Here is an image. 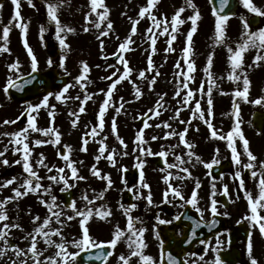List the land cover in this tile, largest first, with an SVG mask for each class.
<instances>
[{
	"label": "rangeland",
	"instance_id": "374dc122",
	"mask_svg": "<svg viewBox=\"0 0 264 264\" xmlns=\"http://www.w3.org/2000/svg\"><path fill=\"white\" fill-rule=\"evenodd\" d=\"M48 2L56 3L57 0H48ZM206 2L207 0H192V3L195 5L194 10L187 6L186 0H157V3L152 9V14L155 15L158 20L167 21V26L169 28L168 33L159 35L160 31H162V27H154L153 22L148 18L147 14L143 19H140L139 23L136 25V33L132 34V21L138 19V13L141 7L147 5V0H103L104 7L97 8L95 13L91 12L90 0H65L58 8V19L63 26L71 27L74 31L61 33L62 38L65 39L68 46L67 48H62L59 41L56 39L55 23L50 21L47 16L45 0H33L34 7L29 6L28 0H20L21 22L28 25L24 39H26L37 58V70L44 71L48 68H56L60 75H66L68 77V83L66 85L73 84L74 78L81 74L82 62L88 64L90 72L85 74L87 79L81 81V84L84 85L83 88L80 85L69 88L68 93L65 95L68 98V96L72 94L70 102L66 99L64 102H60L54 98V95L49 96L50 105H55L53 109L55 122L52 127L58 130L60 134V143L57 145L44 143L40 146H35V140L40 139L48 141L49 139H55V136H44L41 132H33L31 129H29L27 140L25 141L29 144L32 153L29 162L32 168L33 166L36 168L35 171L37 175L41 177L39 182L43 187L51 185V195L56 196V204L61 206L59 208H54L52 211H62L63 215L61 216V220L64 221V223L63 225L57 223L52 212H50L44 204L40 203L41 199L51 203V197L43 193V188L39 190L38 193H29L28 195L36 198L38 209L43 210H32L30 207L26 206L24 210L29 212L28 216L30 217L26 225L29 230L26 232L25 226H22L20 231H18V235H15V232L13 234L9 233L7 237L9 245H14L24 250V252H27V249L31 245V236L29 234L33 233L34 229L42 224L46 217H51L50 229H61V236H52L51 240L54 242L52 244L46 243L44 237L37 236V249L42 253L40 256L42 264H44L48 257H53L62 264L61 257L55 256V253L60 250L56 247V244L61 242L65 243L68 252L75 253L80 250L73 246L72 241L78 240L82 236V229L79 223L81 217H76V219L69 221L68 224L65 223V221H67L66 216L73 215V213L69 208H64L62 204L60 197L62 191L60 189L63 187V184L62 182L54 183L48 179L50 175H57L55 168L61 167L65 168L64 175L68 177L71 176L70 170L65 166V161L57 155V150L61 147L70 146L71 151H68L65 147L67 149V155H69L70 160L76 162L75 167L78 169V175L87 178L85 180H74L70 178L69 183L75 184V187L69 190L74 192L73 200L76 201L77 208L83 209L87 204V201L81 199L83 194H86L89 199L94 200V204L88 205V207L93 209L94 214L85 226L89 228L91 238L97 242H108L113 239L115 226L118 225L119 222H122L121 218L127 220L124 209H127L129 206L123 204L122 196L128 188L132 189L134 192L133 201L136 207L130 214L138 218V220L134 222L137 229L141 227L144 228L145 221L153 223V226H155L158 217L163 216L161 213H163L162 209L164 205H168L172 208L170 214L164 215V218L167 219L176 216L181 209L182 200L180 198L173 197L169 194L168 202L163 203V200L159 199L157 196L156 185H154L157 176L145 166H151L155 169L152 158L154 156H160L158 153L161 151L152 152L153 155H147L146 153H141V150L144 148L139 150L142 145H147V139L150 137L152 138L155 136L157 139L161 140L163 143L161 147L162 150L168 153V156H161L165 159L166 163L164 169L162 171L155 170L160 173L163 178L168 175V184L180 189L181 193L182 186L191 181V175L193 176V180L203 179L205 177L209 180V183H212L213 180L211 181L210 175H208L207 171L205 172V170L208 169L205 167V164L211 163L214 158L218 159L219 163L225 158L231 160L234 165V170L231 174L233 173L234 176L237 171L243 172L242 165L248 162L247 156L243 154V142L239 140L238 136L234 137L233 143L237 147L241 160V165H236L232 159L231 149L226 146L227 140L212 137V131L217 132V137L220 135L226 137L239 121L240 131L249 141L251 152L257 157L255 163L259 165L261 161H264L263 136L258 137L257 135H252L254 133L247 128V126L250 128V116L253 111L264 112V102L260 104L252 102L258 99L264 101V74H261L253 64V49H248L242 54V68L237 69L236 72L233 73L229 60L230 53L227 51L229 48L235 51L237 44L242 43V32L244 31L242 20L246 21L248 16L255 14L244 8L239 0L237 14L234 18L230 19V21L223 23L222 28L224 35L222 37V42L217 43V20H214L211 14H209L210 12L208 11ZM252 3L264 10V0H252ZM105 8L108 10V17L106 20L101 21L98 14L104 12ZM180 8H184V11L179 17V19L184 20V23L177 25V31L172 32L171 19ZM13 11L14 8L12 3L4 4L3 8L0 9V37H2L3 34V27L9 25V21L13 16ZM196 11H198L199 17L196 21V31L192 36L194 43L193 47H191V52L189 51L188 53V59L186 61L184 59L183 49L189 47V44L182 47V44H185L182 38L187 41V34L193 27L189 17L194 15ZM86 16L88 17L87 20L85 19ZM259 17L261 20H264V17ZM97 22L100 23L99 28L95 27ZM109 22L112 24L111 30L107 28ZM14 23L11 26L8 38V48L10 51L0 52V152H4V155L0 157V184L15 177L16 180L11 185H15L16 188H19L28 176V174L24 172L22 164L15 163V161L20 160L23 155V146L10 143V141H14L16 137L4 135V133L12 134L24 129L27 125V121L22 123L17 118L29 104H39L42 99H37L25 105L14 104L8 99L4 92V87L9 77L14 80L32 71L31 58L27 55V50L24 47L21 31L14 26ZM42 26L45 29L43 34H41L40 31ZM149 27H153L152 33L147 32ZM85 28H87L88 31H85ZM259 28H264V25L250 30L256 31ZM103 31H108V35L102 36L101 32ZM172 35H175L176 39L173 40L171 46H169L167 41L171 39ZM150 37L155 38V45L151 44ZM129 39L131 43H128L126 49L123 50L127 53L123 58L128 62L130 69L133 71H131L128 78L117 85L116 90L113 92V98L104 115L105 124H109L110 126L100 129V121L98 118L99 108L106 98L105 93L111 83V81L103 78L111 76L113 72L119 69L117 76L112 78L116 80L119 75L123 74L124 67L123 64L120 63V60L112 64L108 62L107 57L114 54L122 55L123 51L120 50L119 46ZM101 42H103V46H101ZM3 44L4 41L0 38V46H3ZM54 46L58 48L60 54L56 60H51L52 64L50 66L48 63L50 59L45 48ZM153 47L155 48V52L152 51ZM169 47L173 50L165 51V49ZM250 51L251 53H249ZM256 55L257 53H255V56ZM149 56H151L153 64L151 71L147 70ZM209 56H212V63L210 65L208 63ZM62 59L64 63L63 68L60 66ZM17 60L20 64L18 71H10L8 66ZM189 63L194 64L195 69L190 73L188 71ZM177 64H179V67H177ZM109 65H114L115 67L110 68L108 67ZM141 71L145 72V78L139 77ZM93 73L96 74V76H94ZM230 74L239 76L240 78L238 80H230ZM245 74L250 82L247 99L235 96L236 91H243ZM185 75L191 77V79L187 81L188 89L183 88ZM153 77H155V83L151 84L150 87V81ZM89 80L91 83H88ZM220 82L229 87L225 95H223L224 93L220 94L218 87L220 86ZM133 85H135L141 93L139 99L135 96L136 89H134ZM210 86L211 94L209 96L208 90ZM201 87L203 89L202 91L200 90ZM63 88L55 91L53 94L59 93ZM101 89H103L104 92H101ZM177 89L180 90V96L175 95ZM189 89L192 90L193 96L189 98V103L185 105L182 101ZM85 93L91 96V99L87 100L84 104L86 111L84 113H79L77 124L73 127L72 120L76 119V116L71 115V113L79 112V106ZM79 95L81 96L80 99H75V97H79ZM161 96L164 97L163 107L157 109L160 113L157 116L155 113L149 112V109L156 108L157 101ZM121 97H123V100H121ZM223 97L227 101H230L228 102V106H231L230 109L223 108ZM209 99L212 101L211 106L208 104ZM196 101L200 102L201 111L205 114L204 120L199 118V113L194 114L192 111V109L195 108ZM215 103H218L217 105L219 108L217 110L213 108ZM121 104H123V108L117 113L115 109ZM234 104L236 105L235 109ZM58 105H60V107ZM209 108H211V115L208 114ZM46 110L49 111V109ZM144 113H148L150 116L147 123L151 126L147 128L136 125V121L141 118ZM177 113H179V115H177ZM32 115L36 116L37 121L38 114L32 113ZM114 117L116 123L115 133L111 130ZM5 120H15L16 123L4 124L3 121ZM180 121H191V123H180ZM206 121L213 125L212 129H209ZM164 122L169 123L171 128L163 127ZM157 124H160L161 127H155ZM93 127L97 128L98 135L96 137H92L91 135L85 136L84 134L90 133ZM47 128L48 127H42L39 129ZM185 128H188L185 141L195 145L194 149H189L185 143L182 145L178 135L166 137V133L168 132L179 133ZM141 129L143 130V140L145 141V143L142 144L136 141L137 133ZM117 136H119L120 139H117ZM82 137L88 140V144L86 145L87 151L81 150L82 147H85ZM20 138L23 139V137ZM101 140H103L106 145V151L101 156V159L97 161L95 157L100 155L99 148ZM120 140L124 141L126 147L120 143ZM206 144L216 145L217 148H215V150H218V152L215 153L213 150L211 154L206 155ZM199 145L202 146L201 150ZM6 147L8 150L5 152ZM16 148H20L21 151L15 152L14 154V149ZM34 150L36 151L34 152ZM189 151H192L194 156L189 157ZM125 152L127 155L124 154ZM109 153H112L114 156V164L106 159ZM41 154H43L44 163L48 167L54 169L52 172H48L47 167L36 163V161L40 159ZM177 156L181 157L183 163L176 160ZM196 156L200 158V161L195 159ZM4 159L8 161V165L2 163ZM138 162H143V182H146L150 186L152 180V185L149 188H142L141 181L139 183L142 192L146 189L151 191V197H154L151 205L148 204L146 199L143 202L140 193H137L139 190L138 181L127 185L120 177L121 170L119 169L121 167L126 166L125 168L128 169L135 168ZM94 165L102 176L106 175L110 177L112 186L107 191H104L107 186V181L92 175L91 169ZM168 165L176 166L169 168ZM184 168H187L188 172L182 171ZM189 173L191 174L190 177L188 175ZM162 177L160 181L166 191L168 189V184L165 183ZM179 177L185 178L181 179ZM203 180L199 183L200 187L197 188L198 196L202 199L197 200V207L202 209L206 206L202 203L206 202L205 200L203 201L202 197H206V195L208 198L210 197L207 202L210 203L211 199L217 198L220 191L219 189H224L225 186H227L230 208L227 211H223L219 208L218 212L227 220L228 230L233 228L238 221H244L248 224L252 234L253 251L259 252L257 254L259 256L258 262L262 264V262H264V244L262 241L264 240L261 238L262 236L258 227H251L250 223L243 219L245 215H250L251 213L247 200L244 198V193L238 187L239 179H233L227 176L214 182V184H206ZM249 182L250 188L246 190L251 192L255 197L258 192L256 187L257 181L251 178ZM245 184L247 185V182H245ZM179 185H181L180 188L178 187ZM191 185H193V183H191ZM213 185H215L216 188L214 195ZM32 186H35V180ZM204 187L209 189H205ZM20 190L24 191L23 188ZM102 191H104L103 198L97 199L96 197ZM137 195H139L141 199H136L135 197ZM27 197L28 196L25 198ZM142 202L146 205L145 207H142ZM160 204L162 205L155 209ZM31 205L33 206V204ZM121 205H123V208H121ZM96 209H101L102 211L109 210L111 216L100 219L95 214ZM65 210L67 212H65ZM18 212L20 213L19 207ZM258 213L264 216V209H258ZM205 214H207V212ZM36 216H39L40 220L34 223L33 218ZM20 219L25 220L24 218ZM126 227L121 229H126ZM23 229L26 232L25 235ZM145 229L146 231L143 233V239L147 247L143 249V253L151 256L153 260L159 264V242L155 238V228L146 226ZM44 230L49 231V228H45ZM61 237H63V240ZM225 237L226 232H223L214 242H210L207 245L202 244L196 255H191L186 258V264H213L216 258V252L226 248ZM123 240L121 246L123 249L116 245L113 249V255L106 264H122L119 257L121 255L126 257L130 256L131 249L128 246L127 236L123 238ZM217 240L220 241L219 244H217ZM3 246V241H0V249H3ZM239 248L244 256H248L246 246L239 245ZM213 249H216V251H213ZM201 257H203V259H201ZM12 261H16V264H20V261H26V264H34L31 253L17 257L14 249L9 247L5 250V254L0 256V264H11ZM130 264H141V262H139L138 257H131Z\"/></svg>",
	"mask_w": 264,
	"mask_h": 264
},
{
	"label": "snow or ice",
	"instance_id": "6c2138e0",
	"mask_svg": "<svg viewBox=\"0 0 264 264\" xmlns=\"http://www.w3.org/2000/svg\"><path fill=\"white\" fill-rule=\"evenodd\" d=\"M64 2H65V0H57L56 3H52V2H48V0H45L46 7H47V16H48L50 21L55 23V26H56V39L59 41L62 48H67L68 46L65 42V39L62 38L61 33L62 32H72V31H74V29H72L71 27L63 26L61 24L60 20L58 19V15H57L58 8ZM224 2H225V0H221L222 5ZM11 3H12L13 8H14L13 16H12L11 20L9 21V25H5L3 27V34H2V37H0V38L3 39L4 44H3V46H0V52H9L10 51V49L8 48V38H9V33L11 31V26L15 22L14 26L16 28L20 29L21 37H22L23 42H24V47L27 50V55L31 58L32 72H36L37 66H38L37 58L34 55V52L31 49V47L28 45L26 39H24V37L26 36V33H27L28 25L26 23L21 22L22 17L20 14V7H21L20 0H11ZM156 3H157V0H147V5L144 7H141V9L138 13V19L132 21V34L136 33V25L139 23L140 19H143L145 17L146 14L148 15V18L153 22L154 27H157V28L162 27V31H160L159 35H165L166 33H168L169 28L167 26V21L158 20L155 17V15L152 14V9ZM240 3L249 12H251L257 16L264 17V10L255 6L252 3V0H240ZM28 4H29V6H33V7L35 6L33 4V0H28ZM90 4H91V12H93V13L96 12L97 8L104 7L103 0H90ZM186 4L188 7H191L195 10V5L192 3V0H186ZM2 8H3V4H0V9H2ZM183 11H184V8H180L173 15V17L171 19L172 32L177 31V25L184 23V20L179 19L180 15ZM213 14L217 15V12L215 9L213 10ZM98 15H99V19L101 21H104L108 17V10L105 8L104 12L99 13ZM198 17H199L198 11H196L194 15L189 17V19L192 21V24H193L192 29L187 34V41H188L189 45L191 43L193 33L196 31V21H197ZM85 19L87 20L88 17L86 16ZM227 19H228V17L223 16V15H220L217 18V24H216V36H217L216 42L217 43L222 42V37L224 35L222 25H223L224 21H226ZM242 22H243V28H244V31L242 32V43L237 44L235 51H233L232 48L228 49V51L230 53L229 60L231 62V69H232L233 73H235L237 69L242 68V54L250 48L257 50V55L254 57L253 64H256L257 62H260V61H264V55L261 54V52L264 51V28H259L256 31H251L249 23L247 21H243V20H242ZM95 27L99 28L100 23L97 22L95 24ZM107 28L109 30H111L112 24L110 22L108 23ZM84 30L88 31L87 28H85ZM40 31H41V34H43V32L45 31L43 26L41 27ZM147 32L152 33L153 27H149L147 29ZM101 35L107 36L108 31L101 32ZM150 39H151V44L155 45V43H156L155 38L150 37ZM175 39H176V36L172 35L171 39H169L167 41L169 46H171L172 41ZM128 43H131L130 39L126 40L125 43H122L119 46L120 50L121 51L125 50ZM101 46H103V42H101ZM172 50L173 49L171 47L165 49V51H172ZM152 51L155 52L154 47H153ZM189 51H190V47H185L183 49L184 59L186 61L188 59ZM119 60H120V63H122L124 66L123 67V74L119 75L116 80H113L112 78L117 76V73L119 72V69H117V71L113 72L111 74V76L103 78V79H107V80L111 81V83L109 84L107 92L105 93L106 98L101 103L100 108H99L98 118L100 121V123H99L100 129H103V127H104V115H105V112H106L108 106L110 105L111 97L113 95L114 90L117 88V85L121 81L128 78L129 74L132 71L128 65V62L122 56L119 58ZM48 63L51 66V64H52L51 59L48 61ZM208 63H209V65L212 63V56H209ZM60 66L62 68L64 67L63 59L61 60ZM8 67H9L10 71H18V69L20 67L19 61L17 60L15 62L11 63ZM108 67L111 68V67H115V66L109 65ZM152 67H153L152 59H151V56H149L148 69L147 70L151 71ZM177 67H179V64H177ZM250 67H251V65H250ZM194 70H195L194 64L189 63L188 64L189 73L194 71ZM206 71H207V69H206ZM89 72H90V68H89L88 64L85 62H82L81 74L74 78L73 84L66 85L59 93H56V94L49 93L48 95L43 97L42 101L39 104H36V105L29 104L26 107L25 111L21 113L22 116L27 115V125L24 129H21L20 131H18L16 133H12V134L4 133V135H12V136L16 137V139H14V141H10V143H14L16 145H22L23 146L22 147L23 155H22L21 159L15 161V163L16 164H22L23 170L25 173L28 174V176L25 178L24 183L22 185H20L19 188L13 189V192L15 194L14 197H8V198H5L3 201H0V221H7L9 219V217L7 216V214L5 212V205L10 200L26 196L29 193H38V191L43 188V193L48 194L51 197V203H49L48 201H45L43 199L40 200V203L44 204L48 208V210L50 212H52V215L56 218L57 223H60L61 225H63L64 221L61 220V216L63 215V212L62 211H55V212L52 211L54 208H59L61 206L56 204V200H57L56 196L51 195V185H49L48 187H43L41 185V183L39 182L41 180V177H39L37 175V172L35 170H33L32 166L29 162V158H30L32 153H31V149L29 147V144L26 143L25 141L27 140L28 131H29V129H31V131H33V132H41L42 135H44V136H50V135L55 136V139H49L48 141L37 139L34 141L35 146H40L44 143H51L53 145H57L60 143V134H59L58 130L51 127V126L48 127L47 129H39L37 127V123H36V116L32 115V113H38L42 108L54 109L55 106L50 105V103H49V96H51V95H54V98L57 101L64 102V100L67 99L65 94L68 93L70 87H75L77 85H80L82 88L84 87V85L81 84V81H84L87 79L85 74H87ZM139 77L145 78V72L141 71L139 73ZM239 78H240L239 76H233L231 74L229 75L230 80H238ZM189 79H191V77L185 75V81L183 83V88L188 89L187 81ZM88 83H91V81L89 80ZM154 83H155V77H153L152 80L150 81V87H151V84H154ZM249 83H250L249 79L247 78V75L245 74L244 80H243V85H244L243 91H236L235 96L244 97L245 99H247V93L249 91ZM18 87H19V85H17L16 82L11 77H9L6 81V84L4 87V92L7 94L9 92L10 88H18ZM133 87H134V89H136L135 90V96L137 99H139L141 93H140L139 89L136 88L135 85H133ZM200 90L201 91L203 90L202 87ZM100 91L104 92L103 89H101ZM180 94H181L180 90L177 89L175 95L180 96ZM208 94L210 96L211 86L209 87ZM192 96H193V92H192V90L189 89L187 91V94L183 97L182 103L187 105L189 103V98H191ZM75 99H80V97H75ZM89 99H91V96H89L87 93H85L84 98H83V100H81V103L79 106V112L78 113L77 112L71 113V115L76 116V119L72 120L73 127H75L77 124V121L79 119V113H84L86 111L84 104ZM121 100H123V97H121ZM163 100H164V97L161 96L159 98V100L157 101L156 108L149 109V112L155 113V115L158 116L160 113H159V111H157V109L160 107H163ZM252 102L256 103V104H260L264 101H262L261 99H258V100L252 101ZM208 104L211 106V104H212L211 99L208 100ZM121 108H123V104H121L119 107H117L115 109V111L117 113H119L121 111ZM235 108H236V105L234 104V109ZM192 111L194 112V114L199 113V118L201 120L205 119V114L203 111H201V106H200L199 101L195 102V108L192 109ZM208 114L211 115V108H209ZM48 115H49V117H52L54 119V112L52 110L48 111ZM143 115H144V120H145L144 127L145 128L150 127L151 125H149L147 123V120L150 118L149 114L144 113ZM177 115H179V113H177ZM17 119H19V117ZM3 123L4 124L13 123L14 124V123H16V121L15 120H13V121L5 120V121H3ZM180 123H189L190 124L191 121H188V122L180 121ZM206 123H208V122L206 121ZM155 127L159 128V127H161V125L157 124V125H155ZM163 127L171 128V125L167 122H164ZM208 127H209V129H212L213 125L211 123H208ZM112 131H113V133L116 132L115 117L113 118ZM187 132H188V128H185L183 131H181L179 133L168 132V133H166V137L171 136V135H178L180 142L185 143L189 149H192L195 147V145L187 143L185 141V135ZM84 135L85 136L91 135L92 137H96L98 135L97 128L93 127L91 129L90 133H85ZM211 135L214 138H219L221 140H225V139L227 140V147L229 149H231L232 159L236 165H241V160L239 158L240 154L237 151V147L233 143V138L238 136L239 140L243 142V145H242L243 154L245 156H247L248 162L243 164L242 167L250 173V177L253 180L257 181L256 187L258 189V192L254 197L251 192L246 190V184H245L244 179L242 178V173L240 171H237L235 173V177L237 179H239L238 187L244 193V198L247 200V203H248V206L250 209V213H251L250 215H245V217H243V219L247 220L250 223L251 227H253V228L258 227V230H259L261 236L264 237V216H261L258 213V209H264V161H261L259 163V165H257L255 163V161L257 160V157L251 152L249 141L241 133L240 128H239V121L234 126V128L227 134L226 137L224 135H220L217 137L216 131H212ZM20 137H23V139H21ZM117 139H120L119 136H117ZM152 139L155 140V139H157V137L153 136ZM82 141H83V145H85V147H82L81 150L87 151L86 145L88 144V140L84 139L82 137ZM136 141L141 143V144L145 143V141L143 140V130L142 129L138 131L137 136H136ZM120 143L122 145H124V147H126L123 140H120ZM65 147L68 149V151H71L70 146H65ZM7 150L8 149L6 147L5 152ZM20 151H21L20 148H16V149H14V154H15V152H20ZM105 151H106V145L104 144V141L101 140L100 141V148H99L100 155H97L95 157V159L97 161L99 159H101V156L104 154ZM217 152H218V150H217ZM141 153L142 154L146 153L147 155H153V153L151 152L150 149H142ZM124 154L127 155L126 152ZM3 155H4V152H0V157H2ZM57 155H61V153L58 152ZM158 155L163 157V156H166L167 153L161 151L160 153H158ZM188 155H189V157H192V156H194V153L192 151H189ZM61 158L65 161V166L67 169L70 170L71 176L68 177V176L64 175L65 168L61 167V168H55L57 175H50V176H48V179L54 183H61L62 182L63 187L60 190L62 192H64V191H68L69 189L75 187V184L69 183L70 178L74 179V180H85L87 178L78 175V169L75 167L76 162L70 160L69 155L64 154V155H62ZM106 159L110 163L114 164V156L112 153H109L106 156ZM195 159L197 161H200V158L198 156H196ZM176 160L181 161V157L177 156ZM2 163L4 165H8V161L6 159H4L2 161ZM36 163L38 165L47 167L48 172H52L54 170L52 167H48L44 163L43 154H41L40 159H38L36 161ZM181 163H183V161H181ZM217 163H219V160L214 158L211 163H206L205 167L206 168H212V166L214 164H217ZM175 166L176 165H168L169 168H172ZM136 167L142 169L143 168V162H138L136 164ZM182 171L188 172V169L184 168V169H182ZM91 173L93 176H96L100 179L107 181V186L104 189V191H107L108 189L111 188L112 181H111L110 177H108L106 175L102 176L100 171L95 167V165L92 167ZM188 175L190 177L191 174L189 173ZM179 178L184 179L185 177H179ZM163 179H164L165 183L168 184L169 176L166 175V176H164ZM15 180H16V178L13 177L12 179L5 181L3 184H0V188L8 187L9 185L13 184L15 182ZM34 180H35V186L33 187L32 184H33ZM141 187L142 188H149V185L146 182H143V172H141ZM199 187H200V184L197 181L196 188H199ZM21 188L24 189L23 192L20 190ZM128 190L131 191V189H128ZM104 191L99 193L96 198L102 199L104 196ZM169 194H171L173 197H178L181 200H184L185 204H190L196 209L197 212H201V209L199 207H197L198 193L195 189L192 191L191 197L189 199L185 200L181 191L178 188H175L171 184H168V189L164 193L165 202H168ZM214 194H215V185H213V195ZM224 194L225 195L228 194L227 186H225V188H224ZM135 198L141 199V197L139 195H137ZM144 198L147 200L149 205L152 204V197H151L150 193L147 195V197H144ZM81 199L87 201V204L85 205V208H83V209L77 208L76 201H74V200L66 205V207L69 208L73 213V215L66 216L67 221L74 220V219H76V217H81V219L79 220V223H80V226L82 229V236L80 239L72 241V244L74 247L80 249V251H84L85 249H91V248L101 249V251L97 252L95 259L96 260H102L103 259L104 261H107L108 257L113 255V252L111 250H108L107 252H105L103 249H105V248L114 249L116 247V245L118 244V242L127 236L128 246L131 249V251H130V256L126 257L124 255H121L119 257V260L122 261V264H130L131 257H138L139 262H141V264H157V262L154 261L151 256L145 255L143 253V249L145 247H147V245L143 239V233L146 231V229L143 227L137 229L135 227L134 222L136 220H138V218H135V217L131 216V214H130L131 211L136 207V205H130L127 209H124V214L127 216V227H126V229H121L119 227V225H116L114 232H113V239H111L108 242H97L91 238L89 228L85 226L86 223L88 222V220L94 214L93 209L91 207H88V205L94 204V200L89 199L86 194H83L81 196ZM216 204H217V201L215 199H212L210 210L213 213V215L219 214L217 212ZM102 207H104V206H102ZM121 208H123V205H121ZM95 214L100 219H105V218L111 216V212L109 210H103L102 211L101 209H96ZM176 219H179V217H176ZM39 220H40L39 216H36L33 218L34 223L39 221ZM50 220H51V217H46L43 220V223L40 224L38 227H36L34 229L33 233L29 234L31 236V245L27 249V252H24V250L19 249L18 247L14 246V245H9V243H8L7 237L9 235V232L7 230H9L10 228H19L20 225H18V224L9 225L8 223H5L3 225V228H0V241H3V245H4L3 249H0V256H3L5 254L6 249H8L9 247H12L14 249L17 257H19L20 255H27L28 253H31V258L34 261V264H42V262L40 260V256L42 255V253H40L37 249V236L44 237L45 242L49 243V244L54 243L51 240L52 236H61V229H56V230L50 229ZM159 222L160 223H170V221H163V220H160ZM239 222L240 221H238V223ZM45 228H49V231H45L44 230ZM61 239L63 240V237H61ZM202 243H203V241H202ZM219 243H220V241L217 240V244H219ZM56 247L59 248L60 250L55 253V256L61 257L62 264H75V261L79 255V252H75V253L68 252L64 242L56 244ZM246 248H247V254H248L250 264H258L257 259H255L252 255L253 242H252V234L251 233H249V240H248V243L246 245ZM213 251H216V249H213ZM166 258H167L168 264H178V261L172 255L167 254ZM201 259H203V257H201ZM11 264H16V261H12ZM20 264H26V261H20ZM44 264H60V262H58L53 257H48L47 260L44 262ZM213 264H223V262L221 261L219 256H216Z\"/></svg>",
	"mask_w": 264,
	"mask_h": 264
},
{
	"label": "water",
	"instance_id": "95a60500",
	"mask_svg": "<svg viewBox=\"0 0 264 264\" xmlns=\"http://www.w3.org/2000/svg\"><path fill=\"white\" fill-rule=\"evenodd\" d=\"M3 0H0V3ZM210 4L217 12V17L220 15L231 17L235 14L236 8H237V0H225L223 5L221 4V0H209ZM249 25L255 27L259 23V19L257 17H252L248 20ZM56 53H53L52 56L54 57ZM56 73L54 71L45 72L42 74L38 73H31L29 76L19 79L16 82L17 85H19L18 88H10L9 89V96L12 98L13 101L16 102H26L28 100L34 99L40 95H44L45 93L52 90L54 85H58L60 82H56L54 79ZM62 84V82H61ZM43 88L44 92L40 93V89ZM25 115L22 119H24ZM252 126L257 131H262L264 129V115L255 113L252 117ZM160 165V162H157ZM230 164L224 163L219 166H215L211 169V173L214 177L220 176L222 173L227 171L229 169ZM133 173H125V176L132 177ZM63 198L65 201V205L70 203L71 199V193H63ZM222 201L224 200V196H222ZM181 216L180 220L182 221L183 218H190L189 216ZM184 221V219H183ZM187 221V220H185ZM192 224V228L190 227L184 229L183 237L179 240H174L173 237L166 232L162 233V238L165 241V245L163 246L162 251V261L164 264H168L166 255L170 254L172 255L177 261L178 264H183L180 262V257L184 255V252L181 254V248H186L187 251H190L192 248V245L196 243V241H199L201 238H204L207 240L212 232L217 233L220 231V229L223 227L224 222L221 221L220 218H213L211 222L208 224H202L200 221H190ZM185 223V222H183ZM248 235V231L245 227V225H239L236 229H234L230 233V241L231 243H234L238 239H242L245 241L246 237ZM194 241V242H193ZM105 252H107L109 249L105 248L103 249ZM101 251V249H96L93 251H82L79 253L77 260L78 264H103L104 260H96L95 256L97 252ZM238 256V253L236 250H231L230 254H221V261L223 262H234L235 258Z\"/></svg>",
	"mask_w": 264,
	"mask_h": 264
},
{
	"label": "flooded vegetation",
	"instance_id": "af4514ba",
	"mask_svg": "<svg viewBox=\"0 0 264 264\" xmlns=\"http://www.w3.org/2000/svg\"><path fill=\"white\" fill-rule=\"evenodd\" d=\"M231 177H232V178H235L234 175H231ZM215 189H216V188H215ZM182 193L186 196V195L188 194V187L184 186V190H182ZM190 197H191V195H190ZM187 199H189V198L186 197L185 200H187ZM197 200H198V198H197ZM197 202H198V201H197ZM186 205H187V206H190L192 210L196 211V209H195L192 205H190V204H185V203H184V200H183V201H182V209H184ZM196 212H197V211H196ZM198 214L201 216V213L198 212ZM182 229H183V227H182ZM174 232H175L176 235H178V234L181 233V230H180L179 228H176V229H174ZM216 238H217V237H214L212 240H214V239H216ZM212 240H211V241H212ZM200 246H201V245H198V246L195 248L194 253H197V252L200 250Z\"/></svg>",
	"mask_w": 264,
	"mask_h": 264
},
{
	"label": "trees",
	"instance_id": "16d2710c",
	"mask_svg": "<svg viewBox=\"0 0 264 264\" xmlns=\"http://www.w3.org/2000/svg\"><path fill=\"white\" fill-rule=\"evenodd\" d=\"M7 205H8V204H6L5 206H7ZM9 210H10V208L8 207V208H7V211H9Z\"/></svg>",
	"mask_w": 264,
	"mask_h": 264
}]
</instances>
